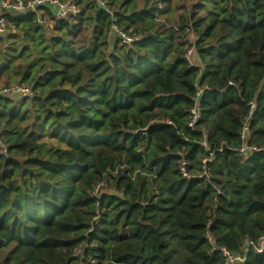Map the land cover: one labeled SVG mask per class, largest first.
Returning a JSON list of instances; mask_svg holds the SVG:
<instances>
[{
  "label": "trees",
  "instance_id": "16d2710c",
  "mask_svg": "<svg viewBox=\"0 0 264 264\" xmlns=\"http://www.w3.org/2000/svg\"><path fill=\"white\" fill-rule=\"evenodd\" d=\"M64 1L0 33V264H264V0Z\"/></svg>",
  "mask_w": 264,
  "mask_h": 264
},
{
  "label": "built area",
  "instance_id": "2783aa9c",
  "mask_svg": "<svg viewBox=\"0 0 264 264\" xmlns=\"http://www.w3.org/2000/svg\"><path fill=\"white\" fill-rule=\"evenodd\" d=\"M101 6L105 7L107 12L111 13V11L106 7V4L103 0H96ZM53 7L55 9V18L57 20L68 18L69 16H77L80 14L81 9L78 4L75 2H66L64 0H0V33L3 34L9 28V22L5 17L6 12H16L23 13L26 11H37L42 7ZM113 33L119 37L123 44H131L134 41V38L128 36L121 28L117 25H113L112 27ZM192 49L187 52V59L190 60L192 55ZM1 92L8 96L14 97L15 99H23L32 95V89L27 85L15 84L11 87L2 88ZM200 107L196 104V106L191 111L192 113V122L190 126H193L196 121L200 118ZM1 146V145H0ZM248 146H244L240 149V152L245 153ZM5 152V150H4ZM205 163V161H204ZM186 162L183 161L181 165V171L184 176H187L186 173ZM219 191V190H218ZM264 244V237H261L257 243L253 241L248 242V246H254L258 252H262ZM223 255L225 257V264H242L245 261L244 256H240L236 253H231L226 249H222Z\"/></svg>",
  "mask_w": 264,
  "mask_h": 264
},
{
  "label": "rangeland",
  "instance_id": "374dc122",
  "mask_svg": "<svg viewBox=\"0 0 264 264\" xmlns=\"http://www.w3.org/2000/svg\"><path fill=\"white\" fill-rule=\"evenodd\" d=\"M114 36L117 37L115 34H114ZM193 39H194V37L192 35H189V39H188L189 42H190V40H193ZM1 86H3V84Z\"/></svg>",
  "mask_w": 264,
  "mask_h": 264
}]
</instances>
